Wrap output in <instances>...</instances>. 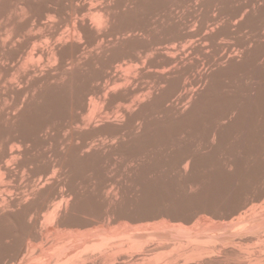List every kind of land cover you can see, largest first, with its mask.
Instances as JSON below:
<instances>
[{
  "label": "bare ground",
  "instance_id": "6f19581e",
  "mask_svg": "<svg viewBox=\"0 0 264 264\" xmlns=\"http://www.w3.org/2000/svg\"><path fill=\"white\" fill-rule=\"evenodd\" d=\"M0 264H264V0H0Z\"/></svg>",
  "mask_w": 264,
  "mask_h": 264
}]
</instances>
